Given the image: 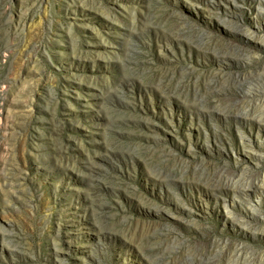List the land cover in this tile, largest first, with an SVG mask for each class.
<instances>
[{
	"label": "rangeland",
	"instance_id": "rangeland-1",
	"mask_svg": "<svg viewBox=\"0 0 264 264\" xmlns=\"http://www.w3.org/2000/svg\"><path fill=\"white\" fill-rule=\"evenodd\" d=\"M263 0H0V264H264Z\"/></svg>",
	"mask_w": 264,
	"mask_h": 264
},
{
	"label": "bare ground",
	"instance_id": "bare-ground-1",
	"mask_svg": "<svg viewBox=\"0 0 264 264\" xmlns=\"http://www.w3.org/2000/svg\"><path fill=\"white\" fill-rule=\"evenodd\" d=\"M263 3H264V0H263ZM264 9V8H263Z\"/></svg>",
	"mask_w": 264,
	"mask_h": 264
}]
</instances>
